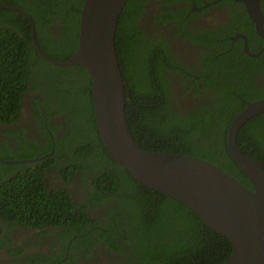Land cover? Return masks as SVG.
I'll use <instances>...</instances> for the list:
<instances>
[{"label": "trees", "instance_id": "obj_1", "mask_svg": "<svg viewBox=\"0 0 264 264\" xmlns=\"http://www.w3.org/2000/svg\"><path fill=\"white\" fill-rule=\"evenodd\" d=\"M83 1L0 0V4L26 12L34 26L40 51L64 62L77 49ZM134 1L127 0L114 38L116 60L125 82V118L134 143L144 151L203 159L251 188L226 146L228 125L245 107V103L231 93L235 87L218 79L219 73L215 70L214 78L203 83V88L213 86L218 90L214 104H203L186 113L173 111L163 91L162 71L176 62L159 51L161 45L157 42L144 41L142 36L133 34L129 19L132 20ZM262 12L264 14L263 8ZM56 17L61 26L60 39L46 30ZM30 29L25 18L0 8V122L12 124L19 120L22 94L35 78L44 77L48 83L43 89L44 100L39 101L37 107L50 103L47 114L52 115L55 108H59L71 120V125L64 140L54 138V141L47 132L48 124L42 120L40 124L37 122V127L45 135L44 140L37 134L28 139L25 130L19 127L18 148L11 151L3 146L0 151V158L5 160L43 156L34 162L37 168L27 167L28 163H0V181L10 184L9 189L0 185V223L15 222L47 230L62 228L63 234L58 238L63 244L60 255L56 251L52 255L26 256L27 264H56L59 260L61 264H75L76 257L70 261V255L62 260L69 239V249L78 247L86 255L90 254L88 247L93 244L109 246L122 258L118 264H223L232 252L228 239L210 229L181 203L141 185L109 157L95 123L86 70L81 66L57 67L43 60L31 45ZM251 35L249 47L250 51H255L254 43L259 48L262 40L254 34L253 28ZM247 36L250 40L249 34ZM238 53L225 56L228 59L221 62L234 63ZM261 57L264 60V53ZM207 69L214 72L211 65H207ZM260 98H264V87L257 89L248 100ZM37 112L38 109L35 111L38 118ZM69 124L67 120V128ZM236 144L242 155L264 162V112L239 128ZM52 162H57L54 168L60 167L66 185L78 173L85 191L84 202L92 209L103 208L99 219L84 212L85 205L77 203L66 187H47L40 176L33 178L34 173L42 174L44 167ZM17 167L22 171L17 172ZM87 177L91 178L90 184L88 180L85 183Z\"/></svg>", "mask_w": 264, "mask_h": 264}, {"label": "flooded vegetation", "instance_id": "obj_2", "mask_svg": "<svg viewBox=\"0 0 264 264\" xmlns=\"http://www.w3.org/2000/svg\"><path fill=\"white\" fill-rule=\"evenodd\" d=\"M58 5L60 10L63 9L60 1ZM259 8L263 14L264 0H259ZM131 14L132 20L129 19V26L131 30L133 29V34L142 36L141 40L157 42L161 45L159 51L166 55L171 62H176V64L168 65L162 71V77L165 80L163 91L167 93L173 111L186 113L203 104H214L215 98L218 97V90L213 86L203 88V83L214 78L215 70H218V79L230 82L235 87L231 93L235 94L245 105L252 102L248 98L253 97L257 89L264 87V60L261 57L264 53V49L262 50L263 41L259 48L254 43L255 51H250L249 41L253 37L251 28H253L254 34L259 36L256 34L254 24L249 20L245 6L241 1L135 0ZM68 27L71 26L68 25ZM46 30L60 39L59 19L54 18L52 25ZM247 34H249L250 40ZM245 41L248 54L244 51ZM235 51L239 52L236 57L237 61L234 59V63L221 62L222 59H228L225 56H232ZM250 54L258 55L252 56ZM245 57L258 59L248 61ZM207 65H211L214 72L211 73L207 69ZM229 70L232 71L229 72ZM199 75L201 76L200 79L198 78ZM206 78L207 80H205ZM47 83L48 81L44 77L35 78L28 85V90L22 94L23 102L19 120L12 124L0 122V151H3L1 150L3 146L11 151L18 148L16 136L21 132L20 128L25 130L27 133L25 136L28 139L31 140L32 135L37 134L40 140H44L45 135L37 127V122L40 124L41 120L48 124L47 132L51 140L54 141V138L64 140L70 129L71 120L59 108H55L52 115H48L46 109L51 105L50 103L37 107V103L44 100L43 89L46 88ZM239 93L248 95L242 97ZM36 109L39 110L37 113L40 114L38 118L35 116ZM50 109L51 106L49 113ZM67 120L70 122L68 128ZM51 154L50 152L49 155ZM41 157L43 158V156ZM41 157L16 161H20L17 164L28 163L27 167L37 168L34 162ZM6 161H15V159ZM52 163H48L44 167L42 174L34 173L33 178L37 175L40 176L47 187H66L71 197L77 200V203L85 205L84 212L89 214L91 218L99 219L103 208L92 209L84 202L85 191L78 178V173H75L71 183L66 185L60 174V167L54 168L57 162ZM21 171L22 168L17 167V172ZM87 180L90 184L91 178L87 177L85 183L88 182ZM0 185L7 189L10 187L9 183L3 181H0ZM61 230L62 228H48L47 230L28 225H18L15 222H1L0 264L17 262L27 264L25 257L34 254L52 255L57 251L60 255L63 244L58 238L63 234ZM70 243L71 239L67 241L62 260H67L69 255L71 256L68 259L70 261H74L76 257L75 264H102L106 261L117 262L118 264L122 260L114 250L102 243L93 244V247L89 246V255H86L78 247L69 249ZM56 264H61V260L57 261Z\"/></svg>", "mask_w": 264, "mask_h": 264}, {"label": "water", "instance_id": "obj_3", "mask_svg": "<svg viewBox=\"0 0 264 264\" xmlns=\"http://www.w3.org/2000/svg\"><path fill=\"white\" fill-rule=\"evenodd\" d=\"M239 1L263 41V50L264 15L260 12L259 0ZM126 2L84 0L80 9L77 49L64 62L40 51L34 26L23 11L2 4L0 8L26 18L31 27V45L43 60L57 67L81 66L86 70L97 130L107 154L116 164L141 185L184 205L210 229L228 239L232 252L223 264H264V162L242 155L236 144L239 128L248 119L264 112V98L247 103L232 118L226 134L228 154L251 188L203 159L140 149L126 123L125 82L114 48L118 18ZM244 51L248 54L246 41ZM0 163L17 164L20 161L0 158Z\"/></svg>", "mask_w": 264, "mask_h": 264}, {"label": "clouds", "instance_id": "obj_4", "mask_svg": "<svg viewBox=\"0 0 264 264\" xmlns=\"http://www.w3.org/2000/svg\"><path fill=\"white\" fill-rule=\"evenodd\" d=\"M6 6V5H5ZM14 8H16V7H14ZM18 9V8H17ZM81 9V8H80ZM19 10H21V11H23L22 9H19ZM24 12V11H23ZM25 13V12H24ZM80 13V12H79ZM18 14V13H17ZM26 14V13H25ZM20 15V14H19ZM20 16H22V15H20ZM80 16V15H79ZM23 17V16H22ZM24 18V17H23ZM26 19V18H25ZM32 22V21H31Z\"/></svg>", "mask_w": 264, "mask_h": 264}, {"label": "bare ground", "instance_id": "obj_5", "mask_svg": "<svg viewBox=\"0 0 264 264\" xmlns=\"http://www.w3.org/2000/svg\"><path fill=\"white\" fill-rule=\"evenodd\" d=\"M125 6V5H124ZM124 8V7H123Z\"/></svg>", "mask_w": 264, "mask_h": 264}]
</instances>
